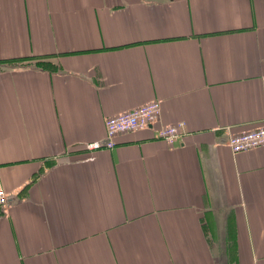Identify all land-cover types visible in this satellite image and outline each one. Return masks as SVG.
<instances>
[{"label": "crops", "instance_id": "crops-1", "mask_svg": "<svg viewBox=\"0 0 264 264\" xmlns=\"http://www.w3.org/2000/svg\"><path fill=\"white\" fill-rule=\"evenodd\" d=\"M263 125L264 0H0V264H264Z\"/></svg>", "mask_w": 264, "mask_h": 264}, {"label": "built area", "instance_id": "built-area-1", "mask_svg": "<svg viewBox=\"0 0 264 264\" xmlns=\"http://www.w3.org/2000/svg\"><path fill=\"white\" fill-rule=\"evenodd\" d=\"M161 102L153 101L108 117L104 121L105 136L103 141L86 144L88 151L111 150L115 146L118 135L133 133L160 122ZM183 124L161 125L157 130V138L168 145H173L181 136ZM228 129V128H227ZM229 132V131H228ZM264 146V125L252 131L229 134L227 147L233 155L254 150ZM11 194L0 189V212L6 214L9 209Z\"/></svg>", "mask_w": 264, "mask_h": 264}]
</instances>
